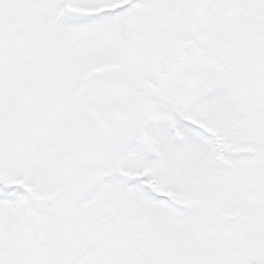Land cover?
Listing matches in <instances>:
<instances>
[{
    "label": "snow or ice",
    "instance_id": "6c2138e0",
    "mask_svg": "<svg viewBox=\"0 0 264 264\" xmlns=\"http://www.w3.org/2000/svg\"><path fill=\"white\" fill-rule=\"evenodd\" d=\"M0 264H264V0H0Z\"/></svg>",
    "mask_w": 264,
    "mask_h": 264
}]
</instances>
